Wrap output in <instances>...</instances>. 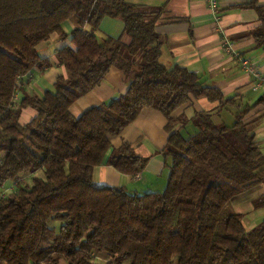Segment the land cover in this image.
I'll return each instance as SVG.
<instances>
[{
	"label": "trees",
	"instance_id": "obj_1",
	"mask_svg": "<svg viewBox=\"0 0 264 264\" xmlns=\"http://www.w3.org/2000/svg\"><path fill=\"white\" fill-rule=\"evenodd\" d=\"M234 7L258 10L262 22L254 36L264 47L257 0ZM160 12L127 0H0V186L14 183L0 195V264H97L95 251L112 257L105 264H264V220L247 229L243 214L230 207L234 195L264 182V153L244 121L252 107L239 108L232 125L216 124L213 112H197L195 129L184 134L186 117L172 115L178 107L192 97L235 105L236 96L186 67L160 62ZM107 15L122 19L130 42L98 38ZM68 20L76 23L71 32ZM54 33L70 39L58 50L67 75L43 96L17 101L22 78L50 65L38 45ZM112 66L125 73L127 91L73 115L71 106ZM29 106L37 114L23 124L20 111ZM146 107L168 118L166 187L138 193L97 185L94 171L111 149L109 136ZM179 123L183 130L175 129ZM147 162L128 142L108 159L132 176ZM255 204L263 206L264 197Z\"/></svg>",
	"mask_w": 264,
	"mask_h": 264
},
{
	"label": "crops",
	"instance_id": "obj_2",
	"mask_svg": "<svg viewBox=\"0 0 264 264\" xmlns=\"http://www.w3.org/2000/svg\"><path fill=\"white\" fill-rule=\"evenodd\" d=\"M141 4L150 10H161L156 21V31L162 38L160 62L168 68L176 65L186 67L199 74L202 80L219 88L227 97L236 96L235 111L226 105L228 115L223 117L219 102L207 98H194L178 107L173 116H185V129L193 131V118L197 112L210 111L213 116L221 114L219 124L232 125L236 121L239 108L251 106L244 116L256 136V141L264 153V101L258 102L264 91L252 88L253 76L243 63L230 55L222 45L223 40L233 44L236 52L250 60L264 72V47L256 45L254 31L261 24V17L256 8L234 7L251 0H218L217 12H214L206 0H127ZM264 19V0H257ZM75 21L68 20L65 29L71 32ZM90 29V26H86ZM100 40L107 37H122L128 43L131 37L124 33V22L118 17L105 16L95 31ZM70 39H61L58 34L38 45L40 55L49 61L45 68H34L19 83V98L26 94L43 96L47 90H54V83L61 74L67 75L66 68L58 59V50ZM137 60L141 53L136 54ZM128 83L125 73L112 66L102 82L83 94L71 106L73 115L79 116L86 109L112 100L125 93ZM37 114L33 107H24L20 111V121L25 124ZM168 118L155 108H144L136 120L122 130L110 135L111 149L105 161L95 168L94 181L100 186H120L129 191L143 193L162 191L166 187L169 168L164 154L170 131L167 129ZM175 129H184L179 123ZM124 142L130 143L137 155L147 157L146 167L138 176L118 171L108 163L113 149ZM264 197V182L245 187L230 199V207L243 214L247 229H252L264 220V205L257 206V200Z\"/></svg>",
	"mask_w": 264,
	"mask_h": 264
},
{
	"label": "built area",
	"instance_id": "obj_3",
	"mask_svg": "<svg viewBox=\"0 0 264 264\" xmlns=\"http://www.w3.org/2000/svg\"><path fill=\"white\" fill-rule=\"evenodd\" d=\"M209 4V7L214 11L217 12L218 9V0H206ZM222 45L224 48L229 52L230 55L234 56L235 58L239 59L246 70L252 74L253 76V82H252V88L255 91H264V72L259 69L255 64L250 62V60L244 58L240 53L236 52L233 48V44L229 42L228 40H223ZM18 97L15 96V99ZM138 176V174L134 175ZM11 188V187H10ZM9 188V189H10ZM9 189H0V195L4 196Z\"/></svg>",
	"mask_w": 264,
	"mask_h": 264
},
{
	"label": "rangeland",
	"instance_id": "obj_4",
	"mask_svg": "<svg viewBox=\"0 0 264 264\" xmlns=\"http://www.w3.org/2000/svg\"><path fill=\"white\" fill-rule=\"evenodd\" d=\"M72 21V20H71ZM58 34L57 33H54V34H52V37H55V36H57ZM222 108H225V109H222V113H223V117H224V115L225 116H227L228 114V110L226 109V107L225 106H223ZM230 110L231 111H235V106L234 105H232V106H230ZM221 114H219V115H215V116H213V120H214V122L216 123V124H219L221 121H220V119H221V116H220ZM184 131V134H187V130L185 129V130H183ZM189 132H190V130H189ZM24 180H23V183L24 182H30V177L28 178V177H24L23 178ZM12 185H14V183L12 182V181H7L4 185H3V187H1L0 186V189L2 188V189H9ZM11 189H9L8 190V192L10 191ZM7 192V193H8ZM263 221V220H262ZM112 257L109 255V254H107L105 251H99V252H97V251H95V252H93V260H94V262L95 263H97V264H105V262L107 261V260H110ZM122 264H129L127 261H125V262H123Z\"/></svg>",
	"mask_w": 264,
	"mask_h": 264
}]
</instances>
